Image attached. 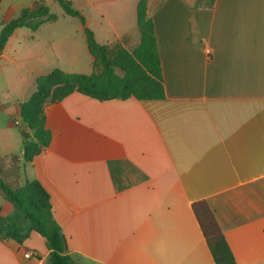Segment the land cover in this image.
<instances>
[{"label": "crops", "instance_id": "crops-1", "mask_svg": "<svg viewBox=\"0 0 264 264\" xmlns=\"http://www.w3.org/2000/svg\"><path fill=\"white\" fill-rule=\"evenodd\" d=\"M71 1L99 43L138 45L139 0ZM35 2L17 9L0 0V32ZM147 11L166 96L47 98L52 140L30 162L20 103L52 69L92 73L94 56L82 24L61 34L44 32L48 22L13 32L0 56V173L13 185L43 184L80 264H216L193 211L198 200L211 207L238 264H264V0H216L212 8L148 0ZM0 211L22 216L1 188ZM0 264H51L47 240L24 222L17 238L0 236Z\"/></svg>", "mask_w": 264, "mask_h": 264}, {"label": "trees", "instance_id": "trees-1", "mask_svg": "<svg viewBox=\"0 0 264 264\" xmlns=\"http://www.w3.org/2000/svg\"><path fill=\"white\" fill-rule=\"evenodd\" d=\"M55 1L68 15L80 18L88 47L94 56V71L87 74L55 68L37 78L35 92L28 100L20 103V114L27 127L21 130L23 157L26 162L32 161L52 140V132L46 126L43 112V103L47 98L58 101L74 91L99 100L130 97L152 100L166 96L154 20L147 11L148 0H139L137 4L140 40L133 50L99 43L94 31L88 26L85 15L74 7L71 0ZM215 3L216 0H199L200 7L205 8H212ZM57 19L58 16L51 12L43 0H36L34 6L24 8L19 16L4 23L0 32V56L17 28L28 27L36 30L43 23ZM0 188L5 198L22 212L20 218L8 220L0 211V236L17 238L24 222L30 221L34 229L47 240L51 264H80L70 253L62 227L54 218L50 194L39 180H26L23 185H13L0 173ZM193 211L215 263L238 264L207 201H195Z\"/></svg>", "mask_w": 264, "mask_h": 264}, {"label": "rangeland", "instance_id": "rangeland-1", "mask_svg": "<svg viewBox=\"0 0 264 264\" xmlns=\"http://www.w3.org/2000/svg\"><path fill=\"white\" fill-rule=\"evenodd\" d=\"M7 2H14L17 6V9H20L24 5H30L32 0H7ZM43 3L50 7L51 12L55 13L58 16L56 23L48 22L47 27L45 26L43 28L44 32H52V33H66L71 31L73 28H75V24H82L80 18L72 17L71 15H68L62 6L55 0H43ZM75 7V6H74ZM19 11V10H18ZM19 13V12H17ZM11 20V19H10ZM28 28V27H25ZM30 29V28H29ZM81 33L84 37L83 44H85L86 34L84 30H81ZM67 51V50H65ZM90 56V55H89Z\"/></svg>", "mask_w": 264, "mask_h": 264}, {"label": "built area", "instance_id": "built-area-1", "mask_svg": "<svg viewBox=\"0 0 264 264\" xmlns=\"http://www.w3.org/2000/svg\"><path fill=\"white\" fill-rule=\"evenodd\" d=\"M38 255V253H36V252H33V251H27L26 253H25V256L26 257H35V256H37Z\"/></svg>", "mask_w": 264, "mask_h": 264}]
</instances>
